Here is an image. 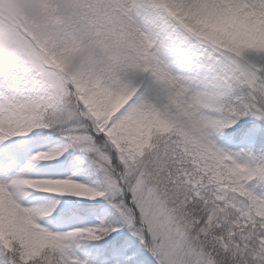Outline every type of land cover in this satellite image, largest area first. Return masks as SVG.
I'll list each match as a JSON object with an SVG mask.
<instances>
[{
  "label": "snow or ice",
  "instance_id": "obj_1",
  "mask_svg": "<svg viewBox=\"0 0 264 264\" xmlns=\"http://www.w3.org/2000/svg\"><path fill=\"white\" fill-rule=\"evenodd\" d=\"M42 8L0 57V264H264V0Z\"/></svg>",
  "mask_w": 264,
  "mask_h": 264
},
{
  "label": "clouds",
  "instance_id": "obj_2",
  "mask_svg": "<svg viewBox=\"0 0 264 264\" xmlns=\"http://www.w3.org/2000/svg\"><path fill=\"white\" fill-rule=\"evenodd\" d=\"M70 7L72 0H61ZM46 20L42 0H0V57L5 55L17 57L15 42L18 37L11 31L17 27L38 29ZM90 53L84 49L76 54L71 61L69 71H80L86 67Z\"/></svg>",
  "mask_w": 264,
  "mask_h": 264
}]
</instances>
